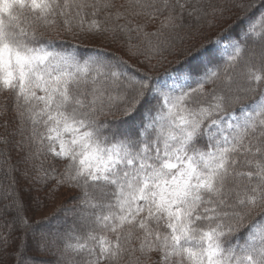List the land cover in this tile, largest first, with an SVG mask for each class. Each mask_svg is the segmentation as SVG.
I'll use <instances>...</instances> for the list:
<instances>
[{
    "label": "snow or ice",
    "instance_id": "6c2138e0",
    "mask_svg": "<svg viewBox=\"0 0 264 264\" xmlns=\"http://www.w3.org/2000/svg\"><path fill=\"white\" fill-rule=\"evenodd\" d=\"M0 97V257L264 264V0H0ZM16 173L79 190L71 222L32 220Z\"/></svg>",
    "mask_w": 264,
    "mask_h": 264
},
{
    "label": "trees",
    "instance_id": "16d2710c",
    "mask_svg": "<svg viewBox=\"0 0 264 264\" xmlns=\"http://www.w3.org/2000/svg\"><path fill=\"white\" fill-rule=\"evenodd\" d=\"M227 23H231V21L227 22ZM225 27H227V24L224 25ZM235 31H239V26H237L235 29ZM199 39L193 41V43H199ZM74 45H78V47L76 49H73ZM102 46L103 48V53L107 54V55H111L113 53H115L116 55H122V52L119 50V45H109L107 44L105 41L101 40V41H96L94 42V44H89L87 42H82V43H78L75 40H72L71 38L63 41V42H57V48L58 50H62V49H66V50H75L80 56H87V55H91L94 54L96 51V46ZM187 47V45L185 46ZM108 50V52L106 51ZM124 59L128 60L129 64L131 65V67L128 69V71L134 75H139V73L141 72V70L143 69V66L138 64L136 60L133 59H129L128 56H124ZM178 59V57L176 55H170L168 56V60L164 63L163 67H159L158 66V71L160 73H163L164 68H168V67H172L173 69L176 70V72H181L184 70V67L180 64H176L175 61ZM180 59H183V57H181ZM171 62V63H169ZM153 63H155V61H153ZM190 63H194L193 61H190ZM175 74V73H174ZM168 76H161L160 77V81H163L164 79H166ZM0 102H3V97H0ZM12 113H9L8 119L11 120L12 119ZM109 120H113L115 119L116 121H119L121 119V117H108ZM3 122V118H0V123ZM11 127H14V125L10 126V131H11ZM3 128H0V133H3ZM2 159V158H0ZM21 159V155L18 154L14 149L11 151V163L12 164H17V162ZM18 167L21 168V170L23 169V165H18ZM18 180V187L22 190V196L25 200V202L29 205V207H32V209L34 210H38L40 211H45L44 207L49 205L53 206V210L54 212L56 211V209L61 208V203L63 206V210H61L57 215H53V213L48 216L50 217V219L45 222L42 223L41 227H47V228H52V229H58L65 227V225L67 223L71 222V213L68 212L67 210L72 208V206L70 205L71 203H73V200L71 199V196L74 194H78L79 190H76L75 193H71L67 192V195H60V196H56V194L58 193V190H56L57 193H55V195L53 196L48 187H41L39 184L36 185V188H39V191H31L28 192L26 191L29 187V182L22 179L20 177L19 173L15 174ZM60 194V192H59ZM34 197H38L40 202L42 203V207H37V205L35 204V202H33V198ZM69 203V204H68ZM74 204V203H73ZM72 204V205H73ZM58 205V207H57ZM44 216H39L38 219H34V221H42ZM49 255H45V253H40L36 251L34 243L30 240L29 241V250L27 255L29 257H31L32 259L29 261V264H55V257L53 254L51 253H46ZM0 264H14V259L10 258L7 255H4L3 257H0Z\"/></svg>",
    "mask_w": 264,
    "mask_h": 264
},
{
    "label": "rangeland",
    "instance_id": "374dc122",
    "mask_svg": "<svg viewBox=\"0 0 264 264\" xmlns=\"http://www.w3.org/2000/svg\"><path fill=\"white\" fill-rule=\"evenodd\" d=\"M70 51H73V50H70ZM107 52H108V50H106ZM143 70H141V72H142ZM184 72V70L183 71H181V72H179V73H183ZM175 75V74H174ZM164 81H167L168 83H171L172 82V77H167L166 79H164L163 81H161V83H163ZM111 117V116H110ZM115 117H120L119 116V114H117ZM59 192H60V194H59ZM67 189H60V190H58V193L56 194V196H60V195H67ZM72 193V192H71ZM73 203H75V201H73ZM73 203H71L70 205L71 206H73L72 204ZM69 204V203H68ZM61 206H65V205H62V203L60 204ZM57 207H58V205H57ZM53 208V206L52 205H47V206H45L44 207V209H45V211H38V210H33L32 209V207H29V212H28V215L32 218V220H34V219H38L39 218V216H44L45 215V217H48V216H50L53 212H54V210L52 209ZM66 226V225H65ZM44 230H46V231H54L55 229H52V228H47V227H42ZM58 229H60V227L58 228ZM38 253V252H37ZM40 253H44V252H40ZM45 255H49V254H46L45 253Z\"/></svg>",
    "mask_w": 264,
    "mask_h": 264
}]
</instances>
